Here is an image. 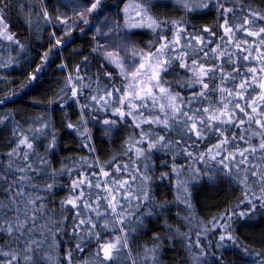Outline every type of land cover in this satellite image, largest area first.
<instances>
[{
	"label": "snow or ice",
	"instance_id": "snow-or-ice-1",
	"mask_svg": "<svg viewBox=\"0 0 264 264\" xmlns=\"http://www.w3.org/2000/svg\"><path fill=\"white\" fill-rule=\"evenodd\" d=\"M49 3L0 0V83L10 88L11 71L40 60L0 107L43 88L54 65L66 73L55 99L33 102L44 112L24 117L28 127L15 120L21 112H0V124L11 125L9 150L0 153V264H164L176 244L186 254L181 264H225L229 250L264 264V247L243 244L234 227L264 219V9L241 0H55L52 15ZM208 16L215 30L189 20ZM84 37L92 59L73 48L65 62L63 51ZM91 67L98 70L88 75ZM57 110L88 154L61 160L59 169L51 158L62 137L49 115ZM93 129L103 137L128 132L120 155L100 161ZM225 184L239 191L236 203L201 220L193 191ZM165 185L173 201L155 198ZM62 191L69 194L56 199ZM174 207L187 213L174 214L176 225L168 222ZM139 233L150 241L137 246Z\"/></svg>",
	"mask_w": 264,
	"mask_h": 264
},
{
	"label": "trees",
	"instance_id": "trees-1",
	"mask_svg": "<svg viewBox=\"0 0 264 264\" xmlns=\"http://www.w3.org/2000/svg\"><path fill=\"white\" fill-rule=\"evenodd\" d=\"M32 2V0H30ZM38 2V0H37ZM47 2V0H46ZM110 2L115 3V0H110ZM127 2H138V0H127ZM241 2L245 3L246 5H251L253 8L256 9H264V0H241ZM54 4L55 0H52V3H49V12L52 15H55L54 11ZM123 7V5H121ZM63 9V8H62ZM163 15L170 16L172 18H179L177 12L174 9H162L159 10ZM189 20L192 24L196 25L197 28L200 27H210L215 30V22L216 18L213 16L204 17L201 19H191ZM19 23V21H17ZM15 32L25 33V29L23 27H14L12 29ZM26 34V33H25ZM59 35V33H58ZM91 33H89V37ZM89 37H84L83 39L77 40V42L71 45L69 48L63 51L62 58L65 62H68L72 53L73 48L81 49L83 52V56H88L91 60L92 57L89 52V45L87 44V40ZM151 39V33L146 34L142 41L143 43H147ZM46 40V37H45ZM33 43H36L33 41ZM50 46V45H49ZM45 49L41 48L40 51L43 52ZM15 55V53H12ZM30 55L35 56V53H30ZM83 56H78L73 58L72 62H69L68 71H72V67L74 62L83 58ZM40 60L37 57L35 63L32 65L30 69L26 72H21L20 70L11 71V75L8 76L10 81H15L8 88L6 85L0 83V98H2L5 94H10L13 91H18L21 89L22 85L27 83V74L28 72H35L36 64H39ZM61 60H57L56 64H60ZM83 68L84 66L81 65ZM96 67H91V70L88 72V75H91L92 72L97 71ZM111 71V69H108ZM2 74V73H0ZM66 73H60L55 71V65L52 69H49L46 75L43 77L44 83L43 88H36L32 91H29L28 95H24L23 92L20 95L16 96L15 103L9 102L6 106L0 107V112H21L22 115H18L15 117L16 122L25 123V118L35 119L41 113L44 112L43 107H34L33 102H37L41 105L47 104L50 99H55V92L58 88L62 85H59L57 82L65 76ZM168 79H173V77H168ZM119 83V81H117ZM68 113V117L75 122V109L68 108L66 109ZM49 115L53 118L56 124V131L61 135V147L57 149L58 155L53 156L51 158V163L54 168L59 169L61 167V160L74 157V156H87V152L78 151V143L74 142L70 136H68L64 128L61 124V121L64 117V113L60 111H53L50 112ZM6 124L8 122H5ZM0 127V153L7 152L9 149L6 148L4 145L7 143L8 139L11 138V125L9 124L8 128L5 127V124L1 125ZM94 140L96 144V151L98 153L99 159L102 162H106L112 158L113 155H120L121 153V145L124 142L123 138L128 135V132H121L119 134L113 132V134L109 137H103L102 133L97 132L93 129ZM97 137H100L99 139ZM71 149V150H69ZM43 151V149H40ZM157 165V171H162L159 167L160 161L158 159L155 160ZM65 187L68 185L67 179H62L59 181ZM235 185H223L221 188L218 189H207L205 191L196 193L193 191V204L196 208V216H198L201 220H210L212 216H215L224 211L225 208H228L230 205L236 203V198L240 195L239 191H234ZM69 193L67 191H62L57 193L56 199H62L63 197L67 196ZM154 195L155 198L159 201L167 200L173 201L174 199V192L169 189L168 186L156 187L154 188ZM179 211L180 215H184V211L182 208H173L172 212L169 213V223L176 225L178 222L174 219V214ZM145 224L148 227H152L147 221ZM235 227V236L239 238V241L245 245L250 247H254L257 250H260L264 247L262 241H264V219L259 217L253 218L251 221H239L234 224ZM183 231V227H181ZM155 231V229H154ZM141 235V239L135 241V244L139 246L140 244L148 243L150 241L149 235H144L143 233H139ZM2 243V241H0ZM176 252H167L164 257V264H181V261L186 259V254L183 250V246L181 244H176ZM231 249V247H229ZM217 255H221V253H217ZM225 264H252L250 259L241 260L240 256L235 251H226L223 253ZM174 257V259H170ZM75 264V261H74Z\"/></svg>",
	"mask_w": 264,
	"mask_h": 264
},
{
	"label": "rangeland",
	"instance_id": "rangeland-1",
	"mask_svg": "<svg viewBox=\"0 0 264 264\" xmlns=\"http://www.w3.org/2000/svg\"><path fill=\"white\" fill-rule=\"evenodd\" d=\"M61 10H62V11H68L67 9H61ZM69 14H71V13H69ZM143 45H144V43L141 44V47H143ZM1 125H2V124H0V127H2ZM19 125H21V126L24 127V128L28 127V124H26V123H19ZM7 128H8V127H7ZM185 215H187V213L184 211V215H183V216H185ZM195 215H196V214H195ZM203 221H206V220H203ZM207 221H208V220H207ZM181 231H182V229H181ZM183 231H187V229L183 228ZM209 239L214 240L215 237H209ZM202 243H203V241H202ZM229 247H231V245H229ZM213 250H215V249H213Z\"/></svg>",
	"mask_w": 264,
	"mask_h": 264
}]
</instances>
